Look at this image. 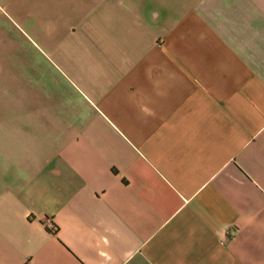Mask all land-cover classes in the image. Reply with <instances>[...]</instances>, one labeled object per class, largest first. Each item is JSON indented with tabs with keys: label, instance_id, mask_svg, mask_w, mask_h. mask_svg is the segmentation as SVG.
<instances>
[{
	"label": "crops",
	"instance_id": "obj_1",
	"mask_svg": "<svg viewBox=\"0 0 264 264\" xmlns=\"http://www.w3.org/2000/svg\"><path fill=\"white\" fill-rule=\"evenodd\" d=\"M3 3L0 264H264V0Z\"/></svg>",
	"mask_w": 264,
	"mask_h": 264
},
{
	"label": "rangeland",
	"instance_id": "obj_2",
	"mask_svg": "<svg viewBox=\"0 0 264 264\" xmlns=\"http://www.w3.org/2000/svg\"><path fill=\"white\" fill-rule=\"evenodd\" d=\"M0 95L12 93L13 62L34 58L37 53L30 45L21 43L19 26L9 4L0 0ZM17 20V19H16ZM25 29H27L25 27ZM27 31V30H26ZM9 103L2 101L1 103Z\"/></svg>",
	"mask_w": 264,
	"mask_h": 264
},
{
	"label": "built area",
	"instance_id": "obj_3",
	"mask_svg": "<svg viewBox=\"0 0 264 264\" xmlns=\"http://www.w3.org/2000/svg\"><path fill=\"white\" fill-rule=\"evenodd\" d=\"M51 227H53V226L51 225Z\"/></svg>",
	"mask_w": 264,
	"mask_h": 264
}]
</instances>
